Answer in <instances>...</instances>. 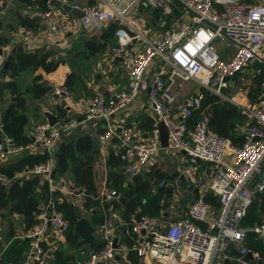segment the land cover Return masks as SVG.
Instances as JSON below:
<instances>
[{
  "label": "built area",
  "instance_id": "1",
  "mask_svg": "<svg viewBox=\"0 0 264 264\" xmlns=\"http://www.w3.org/2000/svg\"><path fill=\"white\" fill-rule=\"evenodd\" d=\"M73 6L82 14L66 20H61L51 8H40L38 13L45 21L44 34L53 36L80 27L96 29L116 22L115 43L104 54L119 59L128 74L126 87L114 95L95 93L85 98L86 117L107 119L118 108L127 106L142 90L146 91L154 114L151 134L144 140H135L134 125L117 126L107 121L98 134L100 147H106L115 137V153L128 177L145 171L161 148L157 122L162 120L168 130L169 145L187 156L181 171L187 189L175 188L165 180L158 181L157 186L165 189L171 184L172 194L177 199L185 192L194 195L193 188L198 189V197L194 195L184 215L177 219L164 220L166 193L160 198L162 206L157 214H131L126 233L134 239L131 248L138 258L143 259L144 264H230L233 261L259 264V253L247 245L246 238L250 232L264 238V220L244 225L242 218L250 201L255 197L260 200L258 194L264 193V95L258 102L249 99L241 103L231 98L228 90L250 67H254L258 77L264 72V57L261 56L264 0H94ZM141 9H158V14L148 23L138 13ZM137 20L142 29L134 25ZM37 31L33 27H22V40H30ZM216 42H224V49L217 50ZM7 55V49L0 44V69ZM154 57L158 60L152 68L156 73L146 75ZM178 78L193 80L200 90L185 95L176 113L175 96L170 86ZM52 90L63 95L67 102L73 99L71 90L63 84H55ZM205 92L236 104L246 114L248 121L239 131L243 142L233 143L230 137L209 127L202 102ZM194 111H199L201 116L189 127L187 119ZM76 123L75 117L65 114L53 124L48 120L39 122L26 143H16L10 134L3 133L0 160L26 150L46 151V160L29 170L46 178L53 192L59 188L51 177L54 149L61 136ZM226 155L230 158L225 159ZM208 192L216 195L217 206L204 198ZM67 194L82 201L86 187L71 185ZM96 197L102 204L119 199L121 191L103 186ZM111 208L110 204L107 209ZM124 223L125 220L121 222ZM101 225L103 245L87 254L81 251L74 264H109L112 261L129 264L126 258L129 246L120 243L115 226L109 219ZM67 226V218L57 207V197L50 195L42 205L39 221L21 234L30 238L24 263L42 264L52 257L43 248L42 241L53 246ZM114 236H117V248L113 246ZM249 251L252 258L247 256Z\"/></svg>",
  "mask_w": 264,
  "mask_h": 264
},
{
  "label": "trees",
  "instance_id": "2",
  "mask_svg": "<svg viewBox=\"0 0 264 264\" xmlns=\"http://www.w3.org/2000/svg\"><path fill=\"white\" fill-rule=\"evenodd\" d=\"M38 1L42 8L48 7L47 1ZM151 14L156 16L158 9L151 10ZM116 26V22H111L107 25V29L114 32ZM3 42L4 39L0 34V44ZM95 43L97 45L91 51L105 47L102 42ZM51 55L52 51L47 48H37L35 50L18 49L14 52L5 69V74L10 78L3 80L1 78L3 75H0V100L5 94L4 89L8 90L12 95V100L0 109V139L3 133H8L16 143H26L30 140L31 137L21 131L23 120L16 107L23 106L25 98L19 91L18 83L14 77L27 68L37 69L41 67L45 72L55 70L60 60L52 58ZM73 76V72H68L63 85L70 87ZM42 78L41 72L36 73L33 77L30 89L35 96L43 95L48 91V85L44 81H39ZM233 88L235 92L234 100L241 103L248 102L245 96V93H247V97L252 102H258L264 95V72L260 77L258 75L242 74L237 78ZM202 102L209 120V127L213 131L230 137L233 143L243 142V135L236 130V124L243 123L247 120V117L236 104L208 92H205ZM64 113L65 109L61 107L59 114L62 115ZM200 116L201 113L199 111H194L187 119L188 126L192 127L195 120ZM145 120L152 128L154 118L147 116ZM95 142L89 133L74 134L71 131L61 136L54 149V176L56 177L69 171L73 184L86 187V195L82 200L84 212L76 209L67 197H57V207L68 220V226L64 232L66 240L69 246L72 247L88 242L93 250L99 249L103 245V240L96 238L95 231L105 219L106 214L103 209H107L111 204L113 208L119 207L121 209V216L126 222L121 225L119 234L120 243H125L129 246L126 251L129 264H139L138 256L135 250L131 248L134 239L126 233V229L131 223L130 216L132 213L134 215L137 213L139 215L143 213L157 214L162 206L160 198L165 195V189L158 187L157 182L161 179L167 181V175L162 170L151 166L148 170L138 173L135 178H130L124 186L127 178H125L124 171L119 167L120 164L122 165V161L115 152H111L106 160L107 164L111 166L107 171V185L120 190L121 197L125 195V199L124 201L113 199L101 204L99 198L96 197L99 189L94 172L96 159ZM47 157L48 153L46 151L34 152L26 150L18 159L0 165V173L9 179L5 187V183L0 178L1 217L19 214L24 231L39 221V214L42 211L41 203H45L48 200L51 191L48 180L40 174L32 173L29 176L19 178L15 176V173L23 169H29L35 164L46 160ZM113 166H116V168H112ZM258 196L260 200L255 197L248 204L246 214L242 218V224L251 225L264 220V193H259ZM204 198L214 206L218 205L217 197L212 192L206 193ZM12 201H14V204L12 212H10V203ZM189 201L190 198L186 195L184 201L179 199L174 203L173 210L176 211V204L186 209ZM163 206L170 220L184 215V212L182 214L179 212V215L169 217L170 213H172L171 209H167L166 202ZM168 206L170 207L171 204ZM4 238L7 241L9 240V242L1 255L0 264H20L25 259V252L30 247V238L15 236L13 221L8 223V230ZM246 243L252 250L258 251L259 258L257 262L264 264V238H258L254 233L250 232L247 234ZM42 246L46 249V252L50 250L52 254V257L48 258L43 264H72V254L67 253L63 247H53L47 244L46 241H42ZM115 263L116 261H112L109 264ZM230 264H236V262L233 261Z\"/></svg>",
  "mask_w": 264,
  "mask_h": 264
},
{
  "label": "crops",
  "instance_id": "3",
  "mask_svg": "<svg viewBox=\"0 0 264 264\" xmlns=\"http://www.w3.org/2000/svg\"><path fill=\"white\" fill-rule=\"evenodd\" d=\"M61 1L70 4H89L94 2V0ZM47 6V8H51L52 10L60 13L59 18L61 20H66L73 17V14L70 11L62 7L51 5L48 1ZM40 8L42 7L38 0H0V34L4 39V42L2 44L6 46L8 54L12 49H14L15 52L18 49L35 50L37 48H47L52 51V58L60 60L56 69L51 72H45L41 67L37 69L27 68L14 77V79L18 83L19 91L25 98L24 105L16 107L17 112L21 114L23 120L21 131L27 136L31 137L34 126L39 122L48 120L45 115L46 111L52 112L59 117V110L61 107H64V114L73 116L77 120L76 125L69 132L72 131V133L74 134L89 133L96 141V159L94 164V172L98 189L100 190V188H102L103 186L110 187L107 185V171L109 170V168H111V166L107 164L106 160L111 152H115L116 139L115 137L111 138L106 147L102 148L98 143V134L101 129L103 130L106 122L111 121L117 126L126 124L134 125L135 140L146 139L151 134V130L153 127L150 128V125L146 122L145 118L147 116L154 118L152 106L148 100L147 93L145 90H142L140 94L136 98H134L127 106L118 108L107 119L104 117L87 118L86 109L83 104L85 98L95 93L114 95L118 90L125 88L127 85L128 74L124 70L120 60L110 59L108 61L104 56V52L108 48V46H111L115 43L114 32L109 31L107 29V26L96 29H86L80 27L76 30H72L66 33L48 36L42 31L45 26V21L38 13ZM149 10L150 9H141L138 12L140 13V16L146 18L148 23L152 22L153 17L151 11ZM36 15H39L40 18H37ZM22 27H33L35 29H38L37 34L30 40L23 41L20 32ZM95 42H102L105 47L100 50L91 51L92 48L97 45ZM39 72H41L43 75V78L39 81H44L48 85V91L43 95L35 96L32 93L30 86L32 84L33 77L36 73ZM68 72H73L74 76L72 82L70 83V87H68L72 92L73 99L72 101L67 102L63 95L55 93L52 88L55 84H63L65 76ZM1 78L3 80H7L10 77L7 74H4ZM175 83L176 81L171 84L170 89L175 96V111L176 113H178L179 107L182 104L185 95L193 91L180 92V88L176 87V85H174ZM4 91L5 94L3 95L2 100H0V109L12 100L11 93L5 89ZM228 92L232 95L233 98L235 95L233 89H229ZM246 99L249 101L247 95ZM63 101L64 104L69 107L61 105V102ZM178 116H180V114H178ZM247 121L248 119L243 123L236 124V130L241 131ZM22 154L23 152L12 153L7 157V159L0 160V165L14 161L22 156ZM186 161V154H184L180 150L175 151V149H173L169 145L167 138V145L161 144V148L152 158L151 163L147 167V170L151 166H153L159 170H162L163 173L167 175L166 178H168L169 176L177 177L181 183L184 182L183 186L186 190L187 183L181 173L182 167L186 163ZM119 167L122 171H124L121 164L119 165ZM112 168H116V166H113ZM54 173L55 169L53 170L51 177L52 179H57L58 183L53 184L59 188H57L56 190L53 189L54 191L52 190L53 192H51V195L58 198L67 197L74 204L75 208L82 212L84 210L82 201H80L77 197L69 196L67 194V188H69L71 185H75L73 184V180L71 179L70 172L67 171L64 174L56 177L54 176ZM124 173L125 178H127L124 182L125 186L128 183V180H130L129 178H132L133 175L128 177L129 175L125 171ZM31 174L32 172L29 169H23L22 171H17L15 173V176L21 178L22 176H29ZM0 178L5 183L4 186L6 187L9 179L1 173ZM186 195L189 196L190 200L194 197V195L188 192H185L184 195L178 199L174 194L171 195V200L169 202L171 206L169 207V204H166L167 209H171L172 211L169 217L176 216L177 214L179 215V212H181L182 214L185 211L183 207H179V204H176L177 208H179H175V211L173 210V205L184 196L186 198ZM117 200H120V198ZM42 205L43 203H41V206ZM103 210L106 214L105 219H109L111 224L115 226L116 232L120 233L122 225L121 222L124 221L121 216V209L117 207L111 208L109 210ZM10 221H13L15 236L22 238L21 234L24 232L22 219L19 214L10 215L4 218L1 217L0 251L2 253L8 245L9 240H5L4 237L6 233L5 235H1V232L3 228H7V232L8 223ZM101 232L102 225H99L97 230L95 231V236L97 239H101ZM53 247H63L67 253L72 254V264H74L73 261L75 260V257L78 256L81 251L87 254V252L93 250L88 242L82 243L76 247L69 246L65 237V233L55 239V241L53 242ZM29 249L25 252L26 256ZM49 252L51 251L49 250ZM126 258H128L127 254ZM25 259L20 264H25ZM144 263L145 262L143 259H139V264ZM29 264L36 263L31 262Z\"/></svg>",
  "mask_w": 264,
  "mask_h": 264
},
{
  "label": "water",
  "instance_id": "4",
  "mask_svg": "<svg viewBox=\"0 0 264 264\" xmlns=\"http://www.w3.org/2000/svg\"><path fill=\"white\" fill-rule=\"evenodd\" d=\"M45 1H48L51 5H54V6H57V7H62L64 9L70 11L73 15L80 16L82 14V11L79 10L77 7L73 6V4H70V3H67V2H62L61 0H45ZM36 17L40 18L39 15L38 16L36 15ZM13 53H14V49L11 50V52L7 55L6 59L4 60L2 68L0 69V75H4L5 74V69H6L10 59L12 58ZM61 105H65L64 101L61 102ZM66 107H69V106H66ZM45 115H46V117H47V119H48L50 124H53V123H55L57 121L58 116L56 114H54L52 112H49V111H46ZM157 127H158V130H159V137H160L161 144L167 145L168 130H167V128H166V126H165V124L163 123L162 120H159L157 122ZM137 175L138 174H134L132 176V178H135ZM165 190H166V204L168 205L170 200H171L172 185L168 184L166 186ZM193 191H194L195 197H198V195H199L198 189L197 188H193ZM124 199H125V195L120 197V201H124ZM13 204H14V201H12L10 203V210H9L10 212H12ZM167 218H168L167 213H165L164 220H167ZM6 229L7 228H3L2 232H1V235H5ZM113 246L115 248H117V236L113 237ZM247 256L249 258H252V254H251L250 251L247 253ZM116 257H118V255H116ZM226 262L228 263V260H226Z\"/></svg>",
  "mask_w": 264,
  "mask_h": 264
},
{
  "label": "rangeland",
  "instance_id": "5",
  "mask_svg": "<svg viewBox=\"0 0 264 264\" xmlns=\"http://www.w3.org/2000/svg\"><path fill=\"white\" fill-rule=\"evenodd\" d=\"M57 14H60V13H58L57 12ZM134 25L137 27V28H139V29H142L143 28V26H142V24L141 23H139V21L137 20V21H135L134 22ZM216 49L217 50H222V49H224V42H216ZM109 47V46H108ZM5 48H6V46H5ZM105 56V58H107V60L109 61L110 59H111V57L110 56H108V55H104ZM261 56L262 57H264V49L263 50H261ZM157 58L156 57H154L153 58V60H152V62L150 63V65L148 66V68H147V70H146V75L147 74H155L156 72H155V70H153L152 68H153V66L157 63ZM180 83V84H179ZM174 85H176V87H179L180 88V92H188V91H195V92H198L199 90H200V86L199 85H197L193 80H182V79H177L176 80V83L174 84ZM232 89H234V88H232ZM176 151V150H175ZM230 158V155H226V157H225V159H229ZM143 172V171H142ZM42 176V175H41ZM167 179V183H172V184H174V186H175V188H179V189H182V190H185L184 189V186H183V184H184V182H180L179 180H178V178L177 177H171V176H169L168 178H166ZM52 182L53 183H58V181H57V179H52ZM185 200V196L182 198V201H184ZM187 201V200H186ZM82 212H84V211H82ZM69 251V250H68ZM70 252V251H69ZM76 258V257H75Z\"/></svg>",
  "mask_w": 264,
  "mask_h": 264
},
{
  "label": "bare ground",
  "instance_id": "6",
  "mask_svg": "<svg viewBox=\"0 0 264 264\" xmlns=\"http://www.w3.org/2000/svg\"><path fill=\"white\" fill-rule=\"evenodd\" d=\"M243 74H249L251 76H254V75H257L255 72H254V67H250L245 73ZM234 87V85L230 88L232 89ZM229 96L232 98V95L229 93Z\"/></svg>",
  "mask_w": 264,
  "mask_h": 264
}]
</instances>
